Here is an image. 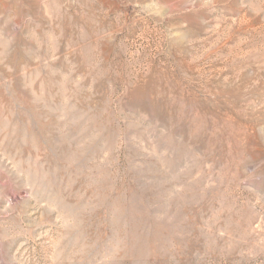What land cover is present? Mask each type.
Segmentation results:
<instances>
[{"label":"rangeland","instance_id":"374dc122","mask_svg":"<svg viewBox=\"0 0 264 264\" xmlns=\"http://www.w3.org/2000/svg\"><path fill=\"white\" fill-rule=\"evenodd\" d=\"M0 264H264V0H0Z\"/></svg>","mask_w":264,"mask_h":264}]
</instances>
